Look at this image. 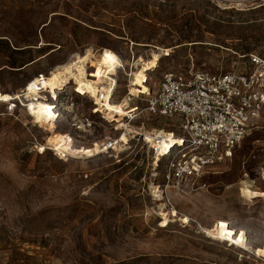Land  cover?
<instances>
[{"label":"rangeland","instance_id":"rangeland-1","mask_svg":"<svg viewBox=\"0 0 264 264\" xmlns=\"http://www.w3.org/2000/svg\"><path fill=\"white\" fill-rule=\"evenodd\" d=\"M104 49L121 61L113 103L127 100L134 62L153 54L160 59L146 72V94L167 72L242 71L244 55L264 49V0H0V94ZM86 70L91 79L93 67ZM140 92L132 96H148ZM58 93L74 103V113L55 121L71 150L99 147L105 137L119 148L57 154L45 145L46 127L25 111L0 116V264H250L241 250L209 238L216 224L240 232L236 241L246 236V248L264 249V191L239 184L245 171L256 178L264 158V112L204 178L206 190L162 193L166 161L153 165L142 134L179 136L176 116H151L134 98L127 110L137 117L126 125L139 134L124 140L73 83ZM158 185L160 200L152 193Z\"/></svg>","mask_w":264,"mask_h":264},{"label":"built area","instance_id":"built-area-1","mask_svg":"<svg viewBox=\"0 0 264 264\" xmlns=\"http://www.w3.org/2000/svg\"><path fill=\"white\" fill-rule=\"evenodd\" d=\"M244 57L246 64L242 71L234 69L218 73L192 70L186 73L167 72L163 74L156 91L146 98L126 96L129 103L134 98L145 102L144 110L151 116H176L180 121V135L176 137L180 138L181 143L165 148L163 152L160 146L161 138H156L160 131L156 134L149 133L153 135V144L145 142V137L142 136L146 153L151 156L153 164L157 158L158 163L161 160L166 161L162 170L161 185L165 190L162 193H165L167 188L181 193L206 190L208 184L204 178L217 174L215 166L229 160L234 149L258 128L264 112V49L252 51ZM43 77L45 76L38 75L33 78L13 96V100L0 102V106H3L0 116L25 111L31 102L37 101L48 102L57 118L64 112L74 113L72 101H63L61 93L52 97L48 90L41 88L40 79ZM112 95L113 92L110 96L111 102ZM105 97L104 92H99L96 97L90 98L92 110L101 116L103 114L100 105ZM136 111L137 109H133L124 116L123 122L129 125L137 117ZM108 124L113 126L114 131L129 137L130 132L125 127L116 130L115 122ZM86 127L91 128V124L88 123ZM116 140L105 137L98 142L100 150H111ZM39 149L40 147L37 149L38 154H42ZM157 167L158 165L155 168ZM249 176L247 171L243 172L239 184L249 182L255 186V183H258L264 191V158L256 169V178L251 179ZM157 189L162 190V187L158 185ZM239 234L240 232L237 236L233 235L234 238L238 239ZM209 238L214 240L211 236ZM218 241L244 252L245 259L250 264H264V255L259 249L246 248V236L244 246L234 244L227 237Z\"/></svg>","mask_w":264,"mask_h":264},{"label":"bare ground","instance_id":"bare-ground-1","mask_svg":"<svg viewBox=\"0 0 264 264\" xmlns=\"http://www.w3.org/2000/svg\"><path fill=\"white\" fill-rule=\"evenodd\" d=\"M159 59V54H153L151 59L146 61L137 60L134 62L132 66L133 71L130 73V87L128 89L130 94L128 93V95H135L137 92H139V90L141 91L139 94H146L149 91L145 85L144 77L148 70L153 68L155 69L158 66ZM87 66H91L94 69L90 75L92 76L91 79L89 78L86 70ZM120 66V59L109 49L102 50V52L97 56L94 55L90 50H87L83 55L77 56L67 63L54 68L50 71L49 75L40 79L41 88L48 90L50 95H53L58 93L59 90H62L68 83H73L77 91L88 95L90 98L96 97L99 92H104L106 97L104 102L100 105L103 114L102 117L108 122H116V124H118V129L125 127L130 133H138L137 131L133 130L131 125L127 126L123 123V117L129 113L127 110L128 101L124 100L120 103H113L110 101L111 93L115 87L113 76L116 74L117 67ZM17 94L18 92L0 94V102L13 100V96ZM4 97H7V99H3ZM51 108L52 107H50L48 102L37 101L34 103L31 102L29 108L25 110V113L28 117L32 118L41 126L46 127L47 131L49 132V135L45 141L47 148L54 150L57 152V154L61 155L74 153L76 155H85L87 157L97 155L104 151L100 150V147L87 149L84 152H80L76 149L71 150L68 146L66 138L62 134H59L55 131V118H57V115L55 112H53V110H51ZM130 110L132 111L133 109ZM159 131L160 133L156 138H161V152H163L165 148L181 143L179 137L171 134H165L162 130H156L155 134ZM142 136L145 137V142L150 144L154 143L153 135L144 133ZM126 137V134H123L121 138L127 140L125 139ZM118 146L119 142L117 141L115 146L112 148H119ZM40 149L44 150V147H40ZM152 193L159 200L161 199L162 195L158 189H154ZM206 234H210L209 236L215 238L214 240H224L227 237L229 240L233 241L234 244L244 246V239L242 241H236L232 236L233 231L219 224H216L211 230H207ZM259 250L264 255V249L260 248Z\"/></svg>","mask_w":264,"mask_h":264},{"label":"snow or ice","instance_id":"snow-or-ice-1","mask_svg":"<svg viewBox=\"0 0 264 264\" xmlns=\"http://www.w3.org/2000/svg\"><path fill=\"white\" fill-rule=\"evenodd\" d=\"M3 99H5V100H6V99H7V97H4ZM241 235H243V234H241Z\"/></svg>","mask_w":264,"mask_h":264},{"label":"trees","instance_id":"trees-1","mask_svg":"<svg viewBox=\"0 0 264 264\" xmlns=\"http://www.w3.org/2000/svg\"><path fill=\"white\" fill-rule=\"evenodd\" d=\"M116 36H118V37H120L121 35H117V34H115ZM123 37V36H122Z\"/></svg>","mask_w":264,"mask_h":264}]
</instances>
